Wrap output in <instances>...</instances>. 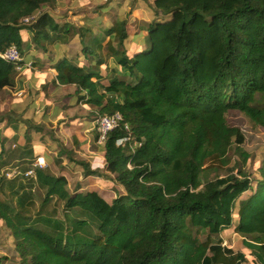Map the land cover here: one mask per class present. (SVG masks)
<instances>
[{
    "label": "trees",
    "instance_id": "1",
    "mask_svg": "<svg viewBox=\"0 0 264 264\" xmlns=\"http://www.w3.org/2000/svg\"><path fill=\"white\" fill-rule=\"evenodd\" d=\"M58 1L0 0V51L15 45L21 52L30 32L41 49L43 41L54 45L55 36L67 35L70 25H60L50 13L40 15ZM154 5L162 19L148 26L145 50L128 54L126 21L106 31V44L94 37L86 48L98 67L105 55L119 57L113 77L73 59L57 63L59 85L77 87L84 94L79 99L96 109V120L120 113L130 126L129 132L121 126L109 133L104 147L105 171L122 190L112 200L97 191H71L67 176L39 168L34 179H1L0 192L6 187L8 201L17 197L14 206L0 201V218L22 264H244L245 254L223 247L220 238L236 207V230L252 242L245 245L256 264H264V166L255 182L242 170L203 182L205 173L229 165L233 147L243 164L251 158L244 133L228 123L231 110L264 128V0ZM31 17L35 21L24 22ZM15 76L16 67L0 57V91L13 86ZM125 137L130 141L118 146ZM71 161L86 176L104 177L84 161ZM34 185L44 191L42 210L56 200L66 220L71 212L90 220H76L72 232L52 216L39 225L42 217L33 220L23 212L35 206Z\"/></svg>",
    "mask_w": 264,
    "mask_h": 264
},
{
    "label": "crops",
    "instance_id": "2",
    "mask_svg": "<svg viewBox=\"0 0 264 264\" xmlns=\"http://www.w3.org/2000/svg\"><path fill=\"white\" fill-rule=\"evenodd\" d=\"M155 1L156 0H153L152 2L153 6H155ZM159 15H161V12L156 10L155 16H149L144 22L149 26ZM134 16V14L131 15L134 21H143L139 19L140 17ZM132 18L131 22H133ZM137 31L141 32V30L139 31L138 29ZM104 35H106V31ZM130 37L131 36H129L127 41L130 40ZM77 38L78 39L75 38L73 40V42H75L74 48H71L72 45L70 43L63 44L61 41L56 42L54 45L45 44L44 49L33 45L32 49L25 54H31L32 59L28 62L23 60V63L32 64V66L30 68H24L22 72L16 71L13 86L0 91V136L2 133L14 131V129L16 133L17 128L23 130L25 133L23 136L25 148H23V152L20 154L17 162L25 167L24 171L28 172L32 169H36L34 166L38 158H42L47 165L46 168H49V172L56 176L65 175L69 177V172L75 168L73 165L78 164L71 161L69 154L64 153V151L68 150L71 155H74L76 160L86 162L92 170L95 171L99 168L100 170H104L103 173L110 175L111 178L99 177L97 179L98 184L101 185V188H104L105 184L114 183L117 188L115 192L117 196L122 188L115 183V176L105 171V148H94L96 146V120L93 121L92 116L95 114L96 109L87 104L86 101L79 99L80 96L84 94L77 93V87L61 86L57 80V63L63 58L74 60L75 56L78 54L77 47L79 42L76 41H81V38ZM107 42H103V44ZM147 47L148 43L146 41L135 51H143ZM129 49L132 50L133 48L131 47ZM130 50H127L129 55L134 52ZM114 59V57L106 58L105 55V64L102 67H96L101 69L106 66V61ZM89 62L90 61H88V63ZM86 64H84V66H86ZM86 123H88V125H85ZM33 137H40L37 139L43 143L45 152L49 155V160L46 156L39 155V152L35 150L38 147V143ZM2 140L4 144L1 143L0 163H2V161L6 162L9 159L6 151V146L9 141L14 143V139L7 140L0 137V142H2ZM58 163L61 165H58ZM2 165L5 166L7 163H2ZM16 168L18 167L12 166L11 170ZM84 172V168L79 169L78 173L80 176L77 178V182H81L83 178L89 180L95 177H84ZM81 190L97 191L100 193V189L97 188L88 190L86 187H83ZM238 212V207L233 208L231 226L223 228L220 232L222 246L233 250L235 253L245 254L247 261L244 264H256L257 257L253 255V251L245 245V241H251L236 230L240 221ZM13 242H15V240L11 234V230L0 218V258L4 259L2 264H12L11 261H6V257L12 258L17 256V260L21 261L15 249V245L14 247L12 245Z\"/></svg>",
    "mask_w": 264,
    "mask_h": 264
},
{
    "label": "rangeland",
    "instance_id": "3",
    "mask_svg": "<svg viewBox=\"0 0 264 264\" xmlns=\"http://www.w3.org/2000/svg\"><path fill=\"white\" fill-rule=\"evenodd\" d=\"M153 0H61L59 2L46 5L42 8L40 15L44 13H50L52 14L55 19L58 21L60 25L68 24L70 25V31L67 35L60 34L59 39L57 36H55V40L57 42H63V44L70 43L72 45L71 48H74L73 40L77 37L81 38L82 41H76L78 43V51L77 56H75L74 61L75 63H78L80 65L86 64V67L90 66L94 71L101 72L104 75L110 74L107 78L113 77L111 73V68L117 67V61L119 57H116L114 60H108L106 61V66L103 68H98L94 65V58H97L96 56L92 58L93 56L89 54V52L86 50V48H92V39L94 37H102L103 42L108 41V37L104 35V32L108 29H111L114 27L117 23H122L124 21L127 22V29L128 33L131 36L130 40L126 42L125 49L130 50L129 48H133L132 50L135 51L139 47L143 45L148 40V37L146 36V30L148 28V24L144 21L149 18V16L154 17L156 8L153 6ZM134 14V17H140L139 19L143 21H134V19L131 17V15ZM38 15V17L40 16ZM131 18L133 19V22H131ZM37 19V17H36ZM158 20L162 19V15H159ZM35 21V19H34ZM29 24V23H28ZM84 29L90 30V32H86ZM137 29L141 32H138ZM84 30V31H83ZM104 31V32H103ZM82 35V36H80ZM26 42L24 46L21 49V53L24 56L23 60L28 62L32 59V55L28 54L25 55L30 49H32V46L38 47L34 41H33V33H27L24 35ZM66 42V43H64ZM45 44H50L49 41H43ZM56 44V43H55ZM80 44V46H79ZM38 49V48H36ZM130 50V51H132ZM120 51H122L120 49ZM76 54V53H75ZM104 57V55H102ZM88 61H90L88 63ZM119 68V67H117ZM24 70V69H23ZM22 70V71H23ZM20 71V72H22ZM105 83L106 80L104 81ZM262 103L264 104V95L262 97ZM97 115L93 114L92 120L95 121ZM227 120L229 125L233 127H238L242 130V132L245 135L246 142H245V150L247 153L250 154L251 158L249 159L248 163L245 165L242 163V160L236 155L235 148L233 147L229 154H228V160L229 165L226 167H218L209 173H205L203 177V182L217 180V179H223L228 177L229 175L237 174L239 170H242L246 173H249V176L251 179L255 182L256 179L259 178V169L264 166V128L254 125L244 114H242L239 111L231 110L227 114ZM18 122V121H17ZM16 123V122H15ZM85 125H88L86 123ZM17 128V127H15ZM96 135H98L97 130L95 131ZM25 133L21 128H17V132L10 131L9 133H2L0 136L1 138H5L7 140L14 139V143H9L6 146V151L8 153L9 159L4 162L3 164L7 163V167L0 166V181L1 179L12 181L17 178H8L7 174L11 171L12 166H17L20 171H22L23 174L18 175L17 177H25L27 179H34L32 176H26L24 173V168L22 164L20 165L19 162H17V159L20 157V154L23 152V148H25V140L24 136ZM34 140H37L38 147L37 152H39V155L46 156L49 160V155L45 152V147L41 141H38L40 137H33ZM42 140V139H41ZM6 142V141H5ZM43 142V140H42ZM59 143V141H58ZM1 142H0V151H1ZM98 147H105V145H100L98 143V140H96V146L94 148L98 149ZM12 151V152H11ZM65 152V151H64ZM69 158L75 159L74 155L70 154ZM80 161V160H79ZM2 163H0L2 165ZM58 165H61L58 163ZM75 167L71 172H69V188L71 191H74L76 188H83L86 187V189H100V194L108 199L112 200L116 197V186L114 183L112 184H105L104 188H101V185L98 184V178L97 176L92 177V179L87 180L86 178H83L81 182H77V178L80 176L78 173L79 169L83 168L81 165H73ZM49 171V168H45ZM100 169L97 168L95 171H99ZM102 171V172H101ZM104 170H100V174L104 176V178L108 177L111 178L110 175H107L106 173H103ZM84 177H88L85 175ZM1 185V183H0ZM255 183L253 186L255 187ZM86 191V190H84ZM118 193V192H117ZM254 193V190L249 191L248 193H245L241 199H247L251 197ZM33 194V203L35 206L29 208L26 211H23L26 215L29 217H32L33 220H38L39 217H42L39 220H42L39 222L41 226H46L45 219L52 216V219L65 222V225H67L65 228L68 230V232H72V226L76 220H90L89 217L86 215H82L78 212H71L69 215V219L66 220L65 217V210L63 203L57 202L54 200L48 207H45L44 210H42V203L44 201V191L41 190L37 186H33L32 190ZM119 194V193H118ZM9 190L5 187L2 192H0V201L7 202L8 199H10L11 196H9ZM9 196V197H8ZM13 206L15 203H17V197H14L13 201H8ZM92 222V226L95 228L96 223ZM68 223L69 228H68ZM73 223V224H72ZM205 235V234H204ZM202 236L204 239L205 236ZM13 247L15 245V242H13ZM17 256H14L12 258L6 257V261H11L12 264H22V261L17 260Z\"/></svg>",
    "mask_w": 264,
    "mask_h": 264
},
{
    "label": "built area",
    "instance_id": "4",
    "mask_svg": "<svg viewBox=\"0 0 264 264\" xmlns=\"http://www.w3.org/2000/svg\"><path fill=\"white\" fill-rule=\"evenodd\" d=\"M34 21V17L26 19L25 23H31ZM0 57L7 61L10 64H13L16 67V71L20 72L24 68H30L32 64H25L23 63V56L18 49L17 46L12 45L9 47L6 51L2 52L0 51ZM124 126V129L129 132L130 126L128 124H125V119L120 113H116L113 115H104L101 116L96 120V129L98 132V143L100 145H105L107 141L108 134L111 133L113 130ZM130 141V137L121 138L117 141L118 146H124L126 143ZM140 146V144L138 145ZM46 163L42 158H38L37 163L35 164V168L39 169H45ZM23 174L22 171H20L18 168L11 170L8 174V178H16L18 175ZM26 176H34L35 175V169H32L26 173H24Z\"/></svg>",
    "mask_w": 264,
    "mask_h": 264
}]
</instances>
